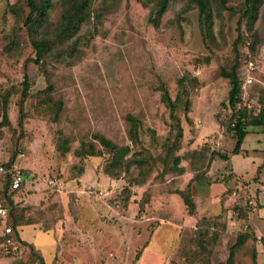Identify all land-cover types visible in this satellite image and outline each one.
Returning a JSON list of instances; mask_svg holds the SVG:
<instances>
[{
  "label": "rangeland",
  "instance_id": "374dc122",
  "mask_svg": "<svg viewBox=\"0 0 264 264\" xmlns=\"http://www.w3.org/2000/svg\"><path fill=\"white\" fill-rule=\"evenodd\" d=\"M157 1L50 0L46 27L28 29L26 0H0V165L26 177L5 195L8 221L45 264H225L240 233L234 264L264 262V126L249 124L264 118V0L253 21L245 0H208V17ZM248 61L246 135L231 154L222 73ZM16 246L0 242V264L32 260Z\"/></svg>",
  "mask_w": 264,
  "mask_h": 264
},
{
  "label": "trees",
  "instance_id": "16d2710c",
  "mask_svg": "<svg viewBox=\"0 0 264 264\" xmlns=\"http://www.w3.org/2000/svg\"><path fill=\"white\" fill-rule=\"evenodd\" d=\"M190 1L195 3V5L199 8V12L201 16H204V17L209 16L210 12L208 10V0H190ZM216 1L220 3L221 5L226 2V0H216ZM262 1L263 0H245L244 2L245 8L241 16L249 18L253 21L255 19V13H256L257 7ZM168 2L169 0H158L157 5L158 7L161 8V10H164L167 7ZM26 3L29 8V11L23 23L27 26L28 29L45 28L48 13H49V8H50V0H40L39 2L37 0H26ZM76 6L81 8L82 5L78 3L76 4ZM76 14L77 13H73L70 9H67L63 13L62 18L66 21L67 26L70 24L73 25L76 22V16H77ZM58 38L61 39L62 35L58 34ZM239 40H240V36H237L235 44ZM31 43L34 48L35 54L32 59H28L27 61H32L33 63L38 65L41 59H43L46 49L49 48L50 41L46 37H42L41 39L33 38L31 40ZM222 75L225 78H228L230 81V89L228 91V102L226 106L229 112H232V117H233L232 120L229 121V129L233 131V136L235 138V145L231 151V154H238L241 151V145L246 135V129H245L246 119L245 118L247 117L246 106L248 105V99H249L248 98L242 102L241 97H240V85H241V81L243 79L244 73L243 71H240L239 73H237L236 71L232 70L230 72H224L222 73ZM29 84H30V79L25 70L23 74V80H22L23 89L21 91V100L19 102V105L22 104L23 100L27 96ZM253 84L254 83L250 85V88H249L250 90ZM238 104H241L239 109H237ZM2 116H3V120L5 121V123L8 122V118L5 112L3 113ZM231 123H233V126L231 125ZM1 124L2 123H0V125ZM249 124H261L262 126H264V118L258 119L256 121L254 119H250ZM220 157L226 160L228 159V156L225 154H221ZM4 165L9 167V166H12L13 164L10 162H7ZM2 176L5 182H4V189L2 191V197H0V201H2L5 207L8 209V217H9L10 211H11V204H12L11 200L12 199L10 196L5 197V195L7 192H9L8 195H10V193L16 192L18 189H20V187L18 189H12L11 188V176L10 175H2ZM4 197L8 200V203L5 202L6 200ZM8 217L6 219L5 224L11 227V232L6 233V234L2 233L3 235L0 237V242L6 247L5 249H9V248L12 249L17 244L16 248H20V249L27 248L28 254L32 258V260L28 262V264H45L42 254L38 252L39 250L31 242L23 240L19 236V232L16 230V226H18L19 223H17L15 219H13V221L12 220L8 221ZM247 238H248L247 235L243 233H240L238 235L236 242L230 247L229 255H228V258L225 264L235 263L234 261L235 250L236 248L241 246L246 241ZM260 239H261V243L263 247V254H264V235ZM252 264H257L255 260V253L253 254Z\"/></svg>",
  "mask_w": 264,
  "mask_h": 264
},
{
  "label": "built area",
  "instance_id": "2783aa9c",
  "mask_svg": "<svg viewBox=\"0 0 264 264\" xmlns=\"http://www.w3.org/2000/svg\"><path fill=\"white\" fill-rule=\"evenodd\" d=\"M255 70L254 63L252 61H248L246 64V68L244 71V76L241 81L240 85V97L242 102L248 99L250 94V85L253 82V76L252 73ZM241 104L237 105V109H239ZM221 136H218L217 139H215L212 142L213 147H219L221 140ZM0 174L2 175H10L11 176V188L12 189H18L21 187L23 182L25 181V174L23 170L17 166H6V165H0ZM8 217V209L5 207L2 201H0V219L3 223L2 226V232L4 234L11 232V227L9 225H6V219Z\"/></svg>",
  "mask_w": 264,
  "mask_h": 264
},
{
  "label": "crops",
  "instance_id": "0c3cea01",
  "mask_svg": "<svg viewBox=\"0 0 264 264\" xmlns=\"http://www.w3.org/2000/svg\"><path fill=\"white\" fill-rule=\"evenodd\" d=\"M228 156V155H227ZM228 160V159H227ZM229 161L231 162V164H232V161H231V159H230V157H229ZM233 166V165H232ZM233 168V167H232ZM231 172H234L233 171V169H232V171ZM26 178V177H25ZM26 180V179H25ZM24 183V182H23ZM22 186V185H21ZM23 227H25V226H21L20 228H19V230H18V232H20V230L23 228ZM19 236H20V233H19ZM21 237V236H20ZM22 238V237H21ZM23 240H26V239H24V238H22ZM27 241V240H26ZM28 242H31V241H28ZM32 243V242H31ZM33 244V243H32ZM34 245V244H33ZM35 246V245H34ZM36 247V246H35ZM37 248V247H36ZM38 249V248H37ZM238 264V263H237ZM258 264H264V262L262 261V259H261V261L258 263Z\"/></svg>",
  "mask_w": 264,
  "mask_h": 264
}]
</instances>
